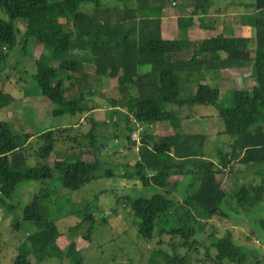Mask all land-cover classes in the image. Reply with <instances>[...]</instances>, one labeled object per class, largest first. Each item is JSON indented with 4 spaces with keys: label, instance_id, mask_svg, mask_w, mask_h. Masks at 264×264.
I'll use <instances>...</instances> for the list:
<instances>
[{
    "label": "trees",
    "instance_id": "1",
    "mask_svg": "<svg viewBox=\"0 0 264 264\" xmlns=\"http://www.w3.org/2000/svg\"><path fill=\"white\" fill-rule=\"evenodd\" d=\"M214 5V0H135V4L125 0L123 6L107 4L106 0H0V8L7 16L6 20L0 18V72L8 58L7 48L20 45L14 21L25 18V35L36 45L41 44L45 55L56 64L36 60L33 75L40 92L56 104L54 116L65 113L82 116L94 109L99 103L90 90V79L105 77L113 82L112 95L106 104L129 111L123 133L128 145L136 146L131 135L136 123L141 126L137 150L132 151L135 175L141 183L166 188L177 184L180 177L192 179L180 201L155 194L130 202L134 216L139 219L137 235L148 242L154 240L156 247L164 242L163 235H180L184 238L182 246L190 248L198 243L190 239L207 225L198 215L206 219L226 218L221 205L226 202L229 190L223 181L232 178L235 164L239 168L240 165L259 166L258 175H264V0H253L252 14L243 17L252 26V36L215 33L205 38L165 39L161 34L160 14L168 6L188 8L191 15L207 17L222 11ZM60 11L66 17L64 22L58 20ZM176 23L178 30L183 31L188 20L178 16ZM251 44L256 49L253 56ZM182 54L189 58H178ZM82 62L94 66L92 74L80 69ZM207 69H226L230 76L238 74L244 78L246 75L254 83L248 89L237 82L222 101L217 85L197 82L193 92L180 98L179 74H199ZM65 80H73L68 89L64 87ZM64 94L70 98L65 99ZM0 99L8 103L12 98L1 90ZM167 104L210 105L216 109L224 133L233 138L227 150L216 151V162L205 157V135L159 133L151 128L164 122ZM77 128L73 125L49 128L16 147L7 122L0 121V202L6 205L5 200L12 198L17 186L27 180L44 184L53 179L57 188L70 190H78L93 181L99 161L83 157L101 150L94 121L82 134L89 139V144H77L81 160L50 161L56 142L72 138L77 141L80 137L74 132ZM29 157L36 163L19 172ZM230 188L240 206L246 203L253 207L263 200V182ZM41 191L27 204L18 203L22 220L41 221L39 200L49 189ZM174 218H180L181 223L167 227L169 219ZM257 226L264 235V218L257 220ZM50 234L54 240L61 236L54 223L26 240L32 248H38ZM212 246L215 248L213 264H241L247 260L249 250L236 244L231 231L214 239ZM10 264L31 262L19 254ZM166 264H188V260L186 256L173 255Z\"/></svg>",
    "mask_w": 264,
    "mask_h": 264
},
{
    "label": "rangeland",
    "instance_id": "2",
    "mask_svg": "<svg viewBox=\"0 0 264 264\" xmlns=\"http://www.w3.org/2000/svg\"><path fill=\"white\" fill-rule=\"evenodd\" d=\"M134 2L135 0H128L130 4ZM106 3L119 4L120 1L106 0ZM182 12L185 14L183 10L179 13ZM0 18L7 19L1 8ZM65 19V15L60 11L58 20L64 22ZM164 19V26L167 25L164 30L172 29L173 34L170 37H173L176 29L172 26L175 23L170 22L171 24L168 25L169 21L166 17ZM14 25L19 33L17 38L20 45L7 48L8 58L0 72V91H4L12 98L8 103H4L1 100L3 98L0 99V121L7 122L11 136L15 137V141L20 142L27 136L33 137L57 123L74 124L81 115L69 113L53 115L56 104L40 92L33 75L36 70V60L52 66L56 64L49 60L47 54L45 55L46 50L41 44L36 45L25 35V18L16 19ZM177 33L176 38L191 37V34L201 38L204 34L195 27ZM255 51L252 45V56ZM187 56L182 54L178 58ZM200 81L217 85L222 101L237 82L248 89L254 83L250 77L246 80L239 78L231 81L225 71H206L201 76L183 73L179 74L180 98L193 92L196 83ZM108 94V91L103 92V95H97L99 98L94 100L102 103L106 101ZM64 96L65 99L70 98L66 94ZM107 110L87 115L85 122L77 126L74 131L80 135L77 141L72 138L56 142L50 155L51 162L81 160L77 144L80 143V146L89 144V139L84 138L82 134L91 128L92 121H96L95 133L101 150L83 157L85 160L97 158L99 161V167L94 172L96 178L93 181L78 190H70L57 188L53 179L46 180L44 184L38 180H27L17 186L12 198L5 200L6 205L0 202V264H10L19 254L24 255L31 264H166L173 255L186 256L188 264H213L211 259L215 256V248L212 246V241L224 236L228 231H231L236 244L249 250L246 262L241 264H264L262 247L264 235L257 226V220L264 218V189L263 200L253 207H249L246 203L243 206L237 204L233 196L234 191H230L232 189L230 187L234 186L237 189L241 184L263 182L264 186V175L252 178V170L259 169V166L240 165L239 168V165L235 164L232 178L223 181L225 189L229 190L226 202L221 205L226 218L212 217L205 220L207 225L204 230L190 239L198 240L194 246L183 247L184 238L180 235H163L164 242L157 247L154 240L148 242L139 237L137 235L139 219L134 216L130 208L131 201L137 198H150L155 194L180 201L182 196L179 191L174 190L173 185L162 188L154 184L144 186L141 183L135 175L133 152L122 146L125 116L129 111L126 109V114L123 113V116L122 112L116 111L118 119L117 125H114L115 114ZM172 114L176 119H173V124L180 130L198 131L199 134L205 135L203 151L205 157L210 160L216 162V151L227 150V144L233 141L224 133L222 120L218 117L216 109L210 105L177 107L167 104L165 121L168 120L167 118L171 120ZM161 125L162 123L158 124L157 129H160ZM105 147L108 149L105 150ZM74 153L77 154V159H70ZM35 163V159L29 157L18 171L24 172ZM107 170L111 171L110 175H107ZM42 188H48L49 193L39 200L41 221L22 220V210L18 203L27 204L34 194L43 193ZM198 216L200 219H206L205 216ZM50 223H54L56 230L61 234L58 244L50 234L42 246L32 248L26 238ZM180 223V218L169 219L167 227ZM223 264L228 263L223 262Z\"/></svg>",
    "mask_w": 264,
    "mask_h": 264
},
{
    "label": "crops",
    "instance_id": "3",
    "mask_svg": "<svg viewBox=\"0 0 264 264\" xmlns=\"http://www.w3.org/2000/svg\"><path fill=\"white\" fill-rule=\"evenodd\" d=\"M118 1H120L119 5H121V6H123L124 3H125V0H118ZM252 1L253 0H214V2H215L214 7L217 8V9H221L222 11L218 12V13H211L207 17L191 15L190 14V10L188 8L168 6L160 14V19H161L160 27H161L162 37L165 38V39H177L176 38V36L178 34L177 31H179V30L177 28L176 20H177L178 16H184V17L187 18L188 21H191V24H189V26H188V23H187V25L184 28V30L185 29L192 30V28L195 27V28H198V30L203 31L204 34H203V36L201 38L208 37L210 34H212L211 32L221 33V34L226 35V36H242V35H244V36H252V33H253L252 26L250 24H247L246 22L243 21V17L245 15H251L252 12H253ZM134 4H135V2H134ZM246 7H248V8L246 9ZM173 9H175L176 11H173ZM181 10H183L185 12V14L183 12H182V14H180L179 12H181ZM164 17H166V20L169 21L168 25L171 24L170 22L175 23L172 26V28H175L177 31L175 30V34H174L173 37H170L171 34H173L172 29H169L167 31L164 30V28L167 26L166 24L164 26V22H165ZM217 28H219V29L217 30ZM233 30H235L236 32L234 33ZM188 37L189 38H197V37H194V34H191V37L190 36H188ZM251 48H252V45L250 46V52H251ZM220 55L223 56L224 53H220ZM185 58H189V56H187ZM93 67L94 66L92 64H89V63H86V62H82L81 65H80V69H82L85 72H89L91 74L93 73ZM206 71H214V72L215 71H219V72L225 71L226 74L228 75V78L231 81L234 80V79H239V78L246 80L248 78L246 75L243 78V77H241L238 74H236V75L233 74V75L230 76V73L226 69H218V70L207 69V70L202 71L198 75L201 76ZM92 80H94V79L93 78L90 79V81H91L90 90L93 91L94 94H96L94 98H99V96H97V95H99V94L103 95V92H106V91H108V93H109L108 95L109 96L112 95V91H113V87H112L113 86V82L112 81L107 80L105 77L104 78H99V79L96 78L94 81H92ZM72 82H73V80H65L64 81V87L68 89L70 87V85L72 84ZM201 83H203V82H201ZM104 97H106V96H104ZM106 103H107V97H106V101L104 100L102 103L97 104L94 109L85 112L84 115H82L74 124H60V123H57V124H55V126H51L49 128L65 127V126H69V125L80 126V125H82L83 122H85V118H87V115H90V114L92 115V113H94V112H102V111H105L107 109L112 111V114H115V118H113V119L114 120L116 119L115 120L116 122H113V123L117 125L118 117L116 115L117 114L116 111L119 110L120 113L122 112L121 113V115H122L123 113L126 114V112H125L126 109L120 108V107L109 106V104H106ZM172 116L173 117L170 118L171 120H169V118H167L168 120H166V121L164 120V122H162V125L160 126L161 127L160 129H157L158 125L157 126H151V128L152 129L156 128L157 131L159 130L158 131L159 133H164V132L170 131V130L172 132H176V133H184V132L200 133L198 131H182L176 125H175L176 126L175 127L174 124H173V119H175V115L172 114ZM106 118H107V116H106ZM111 120H112V117H111ZM105 121L107 122L108 120H105ZM190 121H192V120H190ZM94 122L97 123L96 121H94ZM92 125H93V121H92ZM185 125H187V124H185ZM192 125L194 126L195 124H192ZM177 129H179V130H177ZM12 138H13V141H14L16 147H20V146L24 145L25 143H27L32 138V135L27 136L26 138H24L20 142L15 141V137L12 136ZM122 141H123L122 146H123L124 149H128V150H131V151H133V150L136 151L137 150V148L135 149L134 144L131 146V145H128L126 143L124 136L122 137ZM101 145H103V144L101 143ZM73 152H75V151L73 150ZM70 159H77V154L74 153L73 157H71ZM76 161L74 160V161H67V162L72 163V162H76ZM252 166H255V165H252ZM260 170H261L260 168L259 169L255 168L254 170H252V178H254L255 176L256 177L260 176V175H258ZM177 181H178V183L174 184L173 187H174V190L175 191L176 190L179 191V193L181 195L186 190V188L189 187L190 183H192L191 182L192 179L190 177H183V178L180 177ZM252 184H256V183H252ZM201 220L205 221L207 219L202 218ZM58 240H59V238L56 240V242H57L56 244H58ZM56 246H58V245H56ZM262 247L264 249V244H263Z\"/></svg>",
    "mask_w": 264,
    "mask_h": 264
},
{
    "label": "built area",
    "instance_id": "4",
    "mask_svg": "<svg viewBox=\"0 0 264 264\" xmlns=\"http://www.w3.org/2000/svg\"><path fill=\"white\" fill-rule=\"evenodd\" d=\"M136 125H137V127H136V129L132 132L131 139H132L133 141H135L136 146H137L138 143H139V140H140V130H141V126H140L139 124H137V123H136Z\"/></svg>",
    "mask_w": 264,
    "mask_h": 264
},
{
    "label": "water",
    "instance_id": "5",
    "mask_svg": "<svg viewBox=\"0 0 264 264\" xmlns=\"http://www.w3.org/2000/svg\"><path fill=\"white\" fill-rule=\"evenodd\" d=\"M173 1V0H172ZM233 147V146H232ZM105 150H107V148L105 147Z\"/></svg>",
    "mask_w": 264,
    "mask_h": 264
}]
</instances>
